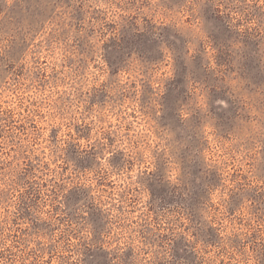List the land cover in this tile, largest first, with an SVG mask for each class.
I'll return each mask as SVG.
<instances>
[{"label": "rangeland", "instance_id": "obj_1", "mask_svg": "<svg viewBox=\"0 0 264 264\" xmlns=\"http://www.w3.org/2000/svg\"><path fill=\"white\" fill-rule=\"evenodd\" d=\"M0 264H264V2L0 0Z\"/></svg>", "mask_w": 264, "mask_h": 264}, {"label": "snow or ice", "instance_id": "obj_2", "mask_svg": "<svg viewBox=\"0 0 264 264\" xmlns=\"http://www.w3.org/2000/svg\"><path fill=\"white\" fill-rule=\"evenodd\" d=\"M262 2H264V0H262Z\"/></svg>", "mask_w": 264, "mask_h": 264}]
</instances>
